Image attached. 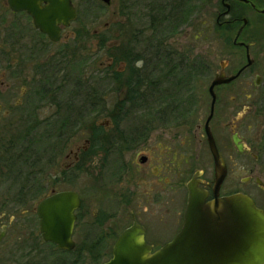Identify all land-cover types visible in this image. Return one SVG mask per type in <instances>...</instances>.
I'll list each match as a JSON object with an SVG mask.
<instances>
[{
  "label": "flooded vegetation",
  "instance_id": "af4514ba",
  "mask_svg": "<svg viewBox=\"0 0 264 264\" xmlns=\"http://www.w3.org/2000/svg\"><path fill=\"white\" fill-rule=\"evenodd\" d=\"M74 1L71 0L78 17ZM235 5L246 9L250 18L234 14ZM219 9L214 25L234 29L231 46L240 51L242 62L230 75L225 72L228 61L224 63L223 69L220 67L218 73L223 72L225 76L235 75L238 71L240 73L233 81L216 85L213 88L214 99L209 92L212 80L207 87L205 85L206 61L174 51L170 54L157 51L150 68L143 52L135 62L137 99L128 101L121 98L112 109V96L118 98L119 91L124 90H118L111 83V78H107L106 84L97 83L93 86L91 100L83 107L78 106L79 92L73 91L74 85L69 94H64L65 89L70 86L64 83L65 73L70 68L71 60L80 59V41L84 38L78 29L71 28L77 17L68 26L58 25L59 38L53 41L34 26L29 13L13 9L9 0H0V188L8 189L5 194L0 195V251L5 254L2 264H32L31 254L39 250L40 245L52 248L50 255L55 260L51 264H66L65 258L70 257L75 249L77 252L72 256L78 260L82 258L81 253L88 251L89 247L96 246L104 252L114 240L108 249L110 252L107 260L99 263L103 264L111 258L119 234L133 223L143 230L144 242L149 246L150 252L157 251L171 241L183 225L187 189L181 218L173 232L169 236H163L155 223L163 220V215L170 216L174 213V206L170 207L173 200L169 194L175 191L173 186L184 170H191L192 166H196L185 182V188L193 180L207 193L206 201L212 199L214 158L210 150V138L213 139L219 169L223 173L218 197L241 194L248 197L256 208L264 211V72L261 75L255 72L250 74L253 78L251 87L249 84L240 85L238 90L233 89V95H229L227 89L234 87L233 82L245 75L246 71L251 72L255 65L249 48L262 46L264 42V0H220ZM126 22L125 20L120 24L124 25ZM107 31L95 34L94 47L89 50V55H97L107 61L102 67L95 60L92 64L94 74L104 73V76L108 72L111 74L116 65ZM245 31L251 35L248 45L242 39ZM124 45L126 50L127 41ZM159 48H165L164 43ZM120 66H124V69L126 64L120 62ZM218 73H214L213 77ZM203 78L205 83L203 81L202 85ZM130 109L137 111L140 122L134 131L129 130V134H125L120 129V123ZM90 111L104 115L105 122L97 120L100 118L97 115V118L93 117L84 127L85 117ZM34 113L36 116L33 118ZM18 125L23 127L16 131ZM39 129L43 131L41 137L36 132ZM82 134L83 141L80 145L75 140L82 137ZM40 144L50 145V149H45L43 154L62 155L63 162L66 163L58 173L51 175L57 184L76 183L84 172L83 168H87L93 190H97L98 178L106 174L112 183L120 181L121 184L133 186L131 189L123 188L118 201L119 205L124 206V213L130 215L131 224L118 235L108 224V234L102 235L104 246L100 242L98 245L94 244V234L85 235L83 246L73 240L75 247L71 251L61 250L55 244L45 242L40 233L36 212L38 203L54 193L72 190L56 191L55 184H52L36 207H32L31 203L37 193L32 188L47 187V182H43L41 178L43 169L47 168L46 159L43 157L39 163L43 165V169L38 172L40 179L37 178L38 175L32 176L30 170L24 171L21 167H31L30 157L25 155L30 154L33 149L37 150ZM200 149L204 150L207 157L205 160L211 166V179L203 177L205 172L200 165L204 159L200 161ZM124 151L132 155L130 160H124ZM139 187L142 195L137 197L139 191L136 189ZM75 193L80 199V205L75 211L77 221L81 210L83 216L87 215L88 210L83 212L82 199ZM143 195L148 199L155 195L148 204L168 205L167 211L148 213L149 218H144L151 225V230L145 226L144 221L139 222V218L137 221L132 210L138 205L136 200ZM134 197L137 198L133 200ZM142 211L147 213L145 206ZM91 215L94 220L97 219L94 221L95 228L100 224L99 220L109 216L106 211L96 210ZM33 217L38 222L34 238ZM37 237L38 240L35 239ZM65 253L70 254L64 256ZM104 256L105 254L102 255Z\"/></svg>",
  "mask_w": 264,
  "mask_h": 264
},
{
  "label": "rangeland",
  "instance_id": "374dc122",
  "mask_svg": "<svg viewBox=\"0 0 264 264\" xmlns=\"http://www.w3.org/2000/svg\"><path fill=\"white\" fill-rule=\"evenodd\" d=\"M154 1L157 2V0H110V4L107 7L106 4L102 3L100 0H75L74 4L76 8L78 9V17L77 20L72 23L71 28L75 30H79L81 33V36H84V38L80 41L81 47L79 50V62L80 67L83 70V74L87 77H93L94 81H96L95 77H98V79L101 81L100 84H106L108 83L107 78H112L111 74H106L107 76H104V73H95L94 69L92 67V64L94 60L100 67L105 66L107 61L103 57H98L89 55V50H91L94 47V37L95 34L101 33V32H108L109 40L108 42L112 45V51L111 54L114 56L115 59V67L114 71H116L119 74L118 82L113 83L111 79V83L117 87L118 90H124L119 91L118 98L114 95L111 98V108L113 109L116 102L123 99L125 96H127L128 91H126V85L124 82L128 80L129 77V70L125 68L124 66H120V51L125 52L124 48V42L127 41V39L132 38V34L141 31V35L138 36L139 40H144L147 37H149V31L147 30L149 26V19L147 18L148 12L150 8L154 5ZM155 2V3H156ZM220 0H191L190 5L186 7V14L183 18V21L181 24L175 27V30L169 33H165L163 36L159 37L161 40H164L165 42V48L171 49V51H174L175 53H182L189 57H194L196 60H204L207 63V76H206V87L210 84L211 80L214 79V73H218L220 70V63L224 62L226 63L228 61L229 65L226 68V74L230 75L232 74L235 67L239 64H241L242 59L240 55V51L237 49L232 48L231 46V38L234 35V29L231 27L228 28V31H219V33H214L211 31L213 29L214 20L217 15V13L220 11ZM234 14H240L242 17L249 19L250 15L247 12L246 9H242L240 6L235 5L234 8ZM127 21L126 24L121 25L120 23L123 21ZM118 24V25H117ZM209 30V31H208ZM146 31V32H144ZM144 32V33H143ZM264 32V30H263ZM264 34V33H263ZM238 35V34H237ZM236 35V37H237ZM235 37V39H236ZM242 39L245 44H249L251 35L250 32L245 31L242 35ZM118 45V47H114ZM128 45V44H127ZM148 44L146 41L141 44L133 43L131 45V52L133 55H139L143 53L145 50H147ZM263 46V47H262ZM262 46H255L249 48V54L252 59L255 60V65L251 69V72L246 71V74L241 76L238 80L233 82L234 87L227 88L229 90L228 94L233 95L234 91L233 89L238 90V86L243 84H249V87L253 84V78L250 75L251 73H259L260 75L264 72V42ZM144 50V51H143ZM232 53V55H229ZM149 54V53H148ZM142 55V54H141ZM150 55V54H149ZM149 55H145V59H149ZM97 57V58H96ZM77 58L71 60L70 68L66 71L64 79V83H68L70 86L65 89L64 94L67 95L71 91V86L75 85V82L77 80V71L78 68L75 67L78 61H76ZM78 62V63H79ZM149 64V60H147ZM73 63H75L73 65ZM140 66V64H138ZM148 66V65H147ZM121 67V68H120ZM152 67V66H151ZM150 67V68H151ZM233 76V75H232ZM229 77V76H226ZM98 80V81H99ZM204 78L202 80L203 85ZM233 81V80H232ZM231 82V81H230ZM205 83V81H204ZM200 84V83H198ZM249 89V88H247ZM65 100V98H64ZM207 103H208V97H207ZM203 105V103H202ZM109 107V106H108ZM99 116L100 118L97 120H100L101 122H105L104 115L100 113L94 114V112L90 111L89 115H86L85 117V124L84 127L87 126L93 117L97 118L96 116ZM35 113L32 114V117L34 118ZM40 116L42 117L43 114L41 113ZM125 117L123 118V121L120 123V129H122V132L125 134H129V130L132 132L134 129L137 128L138 123L140 122V119L138 118L137 111H132L131 109L127 111ZM99 121V122H100ZM109 124V123H107ZM23 126L18 125L16 128V131H19L22 129ZM38 136L42 135L43 131L42 129H39L36 131ZM83 133L85 131L82 130ZM83 135L82 137H77L75 140L80 145H82L83 141ZM75 142V143H76ZM42 143V142H41ZM42 145V144H41ZM72 145V144H71ZM70 147V145H69ZM193 147V146H192ZM125 152V151H124ZM126 153V152H125ZM200 161L204 159V162L200 165V168H202L205 172L203 175L204 178L211 179L212 178V169L210 164H207L205 158L206 155L204 154V150L198 151ZM124 160L128 161L130 158H132V155L130 153L124 154ZM208 156V154H207ZM62 155L56 156L52 163L48 165L47 168H42L43 165H37L36 170L43 169L44 174H42L41 178L43 179V182H47V187L43 186H37L33 187V191H36L34 196V201L31 203L32 207H36L37 202L40 198L46 195V192L50 188L52 184H55V190H72L77 192L83 202V212L88 210V213L86 216L81 215L82 210L80 214H78V219L75 223V234L73 235V240L82 245V242L85 238V235L87 233L94 234L95 238L98 237L99 234H104L106 229H108L107 225L109 224L112 226L113 230L116 231V234L124 229L126 226L130 225L132 222V219L129 214L124 213V206L119 205L118 201L119 198H121L120 192H123L124 189L127 187L128 189L133 188V186H127L125 184H121L120 181L117 183L110 182V178L108 175H102L101 178H98L96 181V188L97 190L92 189V184L90 183V179L88 176V169L83 168L84 172L81 173L79 176V179L76 183H63V184H57L55 183L51 175L58 173L61 166H65L66 163L63 162ZM87 161V160H85ZM196 166H192L191 170H184L182 173L183 175H180L177 178V184L173 186V193L169 194V196L172 197L173 202L170 204V207H172L173 214L170 216H167L166 214L163 215V220H158V222L155 223L156 226H158L160 234L163 236H169L173 230L175 229L176 223H179L181 218V213L184 208L185 204V197H186V188H185V182L190 178L191 173L193 172L194 168ZM24 171H32L31 168L28 167H21ZM38 179H40L39 174ZM114 186V187H111ZM124 188V189H123ZM159 189V187H157ZM7 188H0V195L5 194L7 191ZM47 190V191H46ZM139 191V197L142 191V189L139 187L136 189ZM109 191V192H108ZM160 192V189H159ZM48 193V192H47ZM109 193V194H108ZM166 194V192H165ZM109 195V197H108ZM161 195V193H160ZM163 195V192H162ZM164 196V195H163ZM134 197L133 200H135ZM155 197V195H153ZM152 197V198H153ZM161 197V196H160ZM111 198V199H110ZM152 198H149L145 195L141 196L136 202H138L137 206H134V203H131L134 208L130 207V209L135 212L136 219L139 222H143L145 226H148L149 230H151V225H148V222L144 219L148 215V213H154L156 211H167L168 205H162L161 203H157L156 205L148 204L151 202ZM116 199V200H114ZM118 203V204H117ZM160 206H159V205ZM146 207L147 213L144 214L142 209L143 207ZM106 211V213L109 215L107 217H103L101 220V226L99 228H95L94 221L97 220L93 218L91 215L92 211ZM169 210V209H168ZM148 217V216H147ZM149 218V217H148ZM33 225H32V234L33 238L34 235L37 234L38 230V222L34 217L32 218ZM115 235L113 236L114 239ZM38 240V237L35 238ZM114 241V240H113ZM113 241L110 243L112 245ZM109 244V247H110ZM39 250L33 251L31 254V263L32 264H51L52 260H55L54 257H51L50 251L52 248L50 246L46 245H40L38 246ZM109 247H107L104 251L105 256L98 258L96 262L101 263L107 260L109 255ZM87 250V248H85ZM79 252V251H78ZM84 253H81L82 260L78 264H94L93 259L97 257V255H100L93 251H83ZM73 256H67L65 259L70 262V258ZM5 259V254L1 253L0 251V264L3 263ZM58 259V258H57ZM62 259V258H61Z\"/></svg>",
  "mask_w": 264,
  "mask_h": 264
},
{
  "label": "water",
  "instance_id": "95a60500",
  "mask_svg": "<svg viewBox=\"0 0 264 264\" xmlns=\"http://www.w3.org/2000/svg\"><path fill=\"white\" fill-rule=\"evenodd\" d=\"M100 1L110 4V0ZM9 2L13 9L29 13L34 26L53 41L59 38L58 25L68 26L77 17L71 0ZM243 22L245 25L246 20ZM220 65L223 69L224 62ZM239 73L229 77L223 72L216 74L209 87L213 99V88L229 83ZM209 143L214 158L212 199L206 201L207 193L193 180L188 182L183 225L171 241L151 253L143 230L133 223L119 234L111 258L103 264H264V211L241 194L218 197L223 173L212 138ZM79 205V196L72 191L54 193L38 203L36 212L45 242L61 250H73L75 211Z\"/></svg>",
  "mask_w": 264,
  "mask_h": 264
},
{
  "label": "trees",
  "instance_id": "16d2710c",
  "mask_svg": "<svg viewBox=\"0 0 264 264\" xmlns=\"http://www.w3.org/2000/svg\"><path fill=\"white\" fill-rule=\"evenodd\" d=\"M154 1V5L150 8L147 18L149 19V26L147 28V30L149 31V37H147L144 40H139L138 36H140L142 33L141 31H138L134 34H132V38L127 39V44H128V48L126 49L125 52L120 51V60L121 62H124L126 64V69L129 70L130 74L128 77V80H126V82H124V84L126 85V91H128L127 96H125L123 98V100H128V101H135L137 99L136 96V89H137V75L136 74V66H135V62L139 59L137 57V55H133L131 52V45L133 43L136 44H141L144 43L146 41V43L148 44L147 46V50H143L144 54L149 55V62L152 61L154 53H156L157 51H166L168 54H170L171 49L168 48H159V46H162V43L165 42L164 40H161L159 37L163 36L165 33H169L172 32L173 30H175V27L178 26L179 24H181V22L183 21V18L185 17L186 14V7H188V5H190L191 0H157V2ZM226 30V32L228 31V27H218V26H214L213 29H211V31H213V34L215 33H219V31H224ZM209 31V30H208ZM146 32V31H144ZM143 32V33H144ZM139 34V35H138ZM138 35V36H137ZM160 39V40H159ZM149 53V54H148ZM167 54V57H168ZM114 58V56H112ZM170 57V56H169ZM80 60V59H79ZM78 60V62H79ZM115 60V59H114ZM75 65L76 68H78L77 71V80L75 82V85L73 87V91H77L79 92V97H78V106L79 107H83L85 104H88V102L91 100V93L94 91L93 86H95L97 83H99L101 81L98 79V77H95L96 81H94L93 77H87L83 74V70L80 67V62ZM75 63H73L74 65ZM149 67H151V65L149 64ZM112 76V81L113 83L118 82V77L119 74L114 71L111 73ZM99 80V81H98ZM97 92V91H96ZM113 93H115V91H113ZM37 150H32V152L28 155H25L26 157H30V162L29 164H31V174L32 176H36L38 174V170H36V166L39 165V163H41V159L44 157L46 159V166L49 167L48 165H50L52 163V161L54 160V158L56 157L55 155L48 153V154H43L45 149H50V145L48 144L47 146H44L43 144L38 145ZM37 151V153L35 152ZM43 168V166H42ZM41 168V169H42ZM101 226V221L100 224H98L97 228L99 227L100 229ZM108 231H105V234H108ZM112 232V231H111ZM110 232V233H111ZM89 233L86 234V236ZM104 234V235H105ZM104 238L102 237V234H99L98 237H96L95 239H93L94 244L98 245V242H100V245L103 244ZM93 244V245H94ZM104 246V244H103ZM89 251H93L96 252V254H98L101 249L95 247H89L88 249ZM75 252H77V249H75L73 252H71L72 256ZM110 252V251H109ZM108 252V253H109ZM67 256L70 253H65ZM100 255H97V257H95L92 261L94 264H98V262H96V260H98V258H100L102 255L106 254L103 251L99 253ZM109 256V255H108ZM69 261H67L66 264H78L81 262L82 259H74V257L70 258Z\"/></svg>",
  "mask_w": 264,
  "mask_h": 264
}]
</instances>
